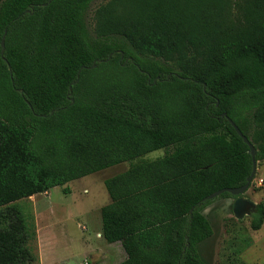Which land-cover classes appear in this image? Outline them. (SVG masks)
I'll return each mask as SVG.
<instances>
[{"label": "trees", "instance_id": "obj_1", "mask_svg": "<svg viewBox=\"0 0 264 264\" xmlns=\"http://www.w3.org/2000/svg\"><path fill=\"white\" fill-rule=\"evenodd\" d=\"M93 2L0 3V264L39 262L12 204L127 162L100 212L121 264H207L204 212L239 198L210 197L253 171L230 121L264 161V0H110L92 37Z\"/></svg>", "mask_w": 264, "mask_h": 264}, {"label": "rangeland", "instance_id": "obj_2", "mask_svg": "<svg viewBox=\"0 0 264 264\" xmlns=\"http://www.w3.org/2000/svg\"><path fill=\"white\" fill-rule=\"evenodd\" d=\"M109 1L94 0L85 15V24L92 37L94 13ZM165 154L166 150L156 151L147 155L145 160L154 161ZM129 164L114 166L71 182L64 188L58 187L48 194L20 200L10 206L9 210L19 212L28 232H32L30 246L39 258L36 264H92L94 249L101 248V240L96 238L92 227L97 220L94 210L109 199L104 182L124 173ZM261 180L264 181V161L258 162L255 180L244 195L257 205L264 204V183L259 185ZM65 188L69 189V194L64 193ZM85 188L88 193L84 192ZM230 204L229 199L216 200L205 210L214 235L200 246V255L207 264H264V224L259 231L252 230V217L238 221ZM6 212L8 214L6 209L0 210V217ZM102 264H118V261L107 255Z\"/></svg>", "mask_w": 264, "mask_h": 264}, {"label": "water", "instance_id": "obj_3", "mask_svg": "<svg viewBox=\"0 0 264 264\" xmlns=\"http://www.w3.org/2000/svg\"><path fill=\"white\" fill-rule=\"evenodd\" d=\"M3 45H4V43H3ZM94 67L95 66H93V68ZM230 123L233 126V128L235 129L238 136L244 141V143L246 145H248V147L250 149V154H251V157L253 159V171H252L251 176L248 178L245 186L238 188V189L221 190L218 193H216L215 195L211 196L210 199H215L224 193H230L234 196L239 197L233 202L232 212H233L235 219H237L238 221H241L247 217H252L256 213V210H257V204L254 203L253 201H251L250 199L244 197V195L249 191V189H250V187H251V185H252V183L256 177L257 164L258 163L256 162L255 159H256V155H257V150L253 146L251 141L245 135H243V133L240 131V129L232 121H230Z\"/></svg>", "mask_w": 264, "mask_h": 264}, {"label": "crops", "instance_id": "obj_4", "mask_svg": "<svg viewBox=\"0 0 264 264\" xmlns=\"http://www.w3.org/2000/svg\"><path fill=\"white\" fill-rule=\"evenodd\" d=\"M84 192L85 193H88L89 191L85 188L84 189ZM109 204H111L110 198L108 199V201H107V199H105L104 204H102L103 206L100 204L101 206L97 207L96 210H94L95 213L97 214V220H96L94 226L92 224L91 225H92L93 228H95L96 238L98 240H101V241H99V243L101 242L100 243L101 244V248L99 250L96 249V248L94 249V251H93L94 253L92 255L93 258H94V261L92 262V264H102L103 261L107 258V255L113 257V259H115L116 261H118V264L123 263L127 259V255H126L125 251L123 250V247H122L121 243L107 244L104 241V239L102 238V230H101L102 229V226H101V216H100V212H101V209L103 207H105V206H107ZM231 204H232V200H231Z\"/></svg>", "mask_w": 264, "mask_h": 264}, {"label": "built area", "instance_id": "obj_5", "mask_svg": "<svg viewBox=\"0 0 264 264\" xmlns=\"http://www.w3.org/2000/svg\"><path fill=\"white\" fill-rule=\"evenodd\" d=\"M263 183H264V181H263V180L259 181V185H260V186H262V185H263Z\"/></svg>", "mask_w": 264, "mask_h": 264}]
</instances>
